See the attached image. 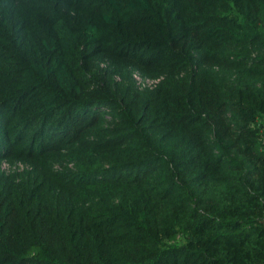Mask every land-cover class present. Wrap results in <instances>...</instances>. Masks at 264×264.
I'll return each mask as SVG.
<instances>
[{"label":"trees","instance_id":"trees-1","mask_svg":"<svg viewBox=\"0 0 264 264\" xmlns=\"http://www.w3.org/2000/svg\"><path fill=\"white\" fill-rule=\"evenodd\" d=\"M248 43L264 0H0V160L29 167L0 170V264H264V78L204 68ZM100 56L173 78L86 94Z\"/></svg>","mask_w":264,"mask_h":264},{"label":"rangeland","instance_id":"rangeland-1","mask_svg":"<svg viewBox=\"0 0 264 264\" xmlns=\"http://www.w3.org/2000/svg\"><path fill=\"white\" fill-rule=\"evenodd\" d=\"M224 53H241L247 58L243 59L246 65L242 64L237 67H229L222 64L211 67L204 66V68L212 74L214 81L223 91L230 93L231 89H233L237 84L246 83L258 85L261 83L264 76L249 77L245 74V70L247 67H250L248 65L260 63L257 59H259V57H264L263 44L248 43L243 47L225 50ZM227 59L235 60L236 58L228 56ZM261 67L264 68V66ZM195 70L196 66L190 65L186 70L180 73L179 77L184 76L189 78L196 74ZM74 72L76 76L82 79L86 83V86H88V88L84 90L86 94H88L90 90L96 88L97 83L103 85L104 81H106V84L110 86L112 93L118 94L121 88L128 87H133L134 89L141 91L151 90L160 84L165 78H173L171 75H167L164 72L146 74L132 65L118 64L115 60L107 56L93 58L87 62L79 60L74 64ZM92 110L100 117L98 123L93 129L114 127V123L116 122L115 111L102 110L101 107H93ZM259 120L261 121V124L264 125V118L259 117ZM92 135L93 134H89L88 137L94 138ZM216 136L217 134L215 131H210L207 134V137L210 139ZM97 139L99 138L97 137ZM228 153H232V151L228 150ZM73 166V161H66L65 167H62L58 163H54V168L60 169L61 171H66L67 168L71 169ZM28 168L29 167L24 163L22 164L21 161H13L11 159L0 160V170L6 174L22 172Z\"/></svg>","mask_w":264,"mask_h":264}]
</instances>
